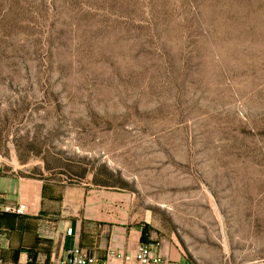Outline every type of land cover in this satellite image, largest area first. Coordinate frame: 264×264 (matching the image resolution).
I'll return each instance as SVG.
<instances>
[{
  "label": "rangeland",
  "instance_id": "rangeland-1",
  "mask_svg": "<svg viewBox=\"0 0 264 264\" xmlns=\"http://www.w3.org/2000/svg\"><path fill=\"white\" fill-rule=\"evenodd\" d=\"M0 172L123 193L187 264H264V0H0Z\"/></svg>",
  "mask_w": 264,
  "mask_h": 264
},
{
  "label": "crops",
  "instance_id": "crops-1",
  "mask_svg": "<svg viewBox=\"0 0 264 264\" xmlns=\"http://www.w3.org/2000/svg\"><path fill=\"white\" fill-rule=\"evenodd\" d=\"M18 203L22 216L0 211V263L49 264L69 250L103 261L109 250L129 255L142 244L143 229L118 191L0 172V207ZM160 253L179 260L176 251Z\"/></svg>",
  "mask_w": 264,
  "mask_h": 264
},
{
  "label": "built area",
  "instance_id": "built-area-1",
  "mask_svg": "<svg viewBox=\"0 0 264 264\" xmlns=\"http://www.w3.org/2000/svg\"><path fill=\"white\" fill-rule=\"evenodd\" d=\"M0 211L2 213L22 216L25 214L26 205L23 203L2 205ZM67 235H71V230L67 231ZM117 259H122V264H187L181 260H168L160 253L156 252L151 246L146 244H140L139 247L129 255L109 250L103 261L87 257L74 250H69L64 257L49 264H107Z\"/></svg>",
  "mask_w": 264,
  "mask_h": 264
}]
</instances>
